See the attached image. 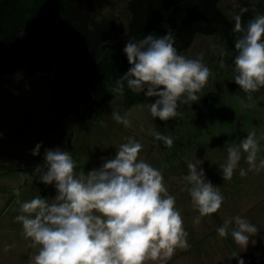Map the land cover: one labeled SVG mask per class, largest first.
<instances>
[{
    "label": "clouds",
    "instance_id": "1",
    "mask_svg": "<svg viewBox=\"0 0 264 264\" xmlns=\"http://www.w3.org/2000/svg\"><path fill=\"white\" fill-rule=\"evenodd\" d=\"M234 81L253 98L264 88V13H258L245 25L236 14ZM129 70L116 82L115 91L123 92L124 82L137 94L158 97L149 105L154 118L168 121L180 115L179 104L189 105L200 99L211 71L202 59H192L177 52L172 33L157 37L147 35L139 41L129 40L124 48ZM223 61H221V66ZM247 106V105H246ZM113 119L125 127L131 126L127 114L112 113ZM166 146L173 139L153 133ZM37 144L33 155H38ZM143 145L133 137L127 138L117 149L114 158L106 159L100 168L85 175L77 174L76 161L68 151L45 150L46 171L40 177L45 184H53L57 195L53 202L37 196L21 203V215L15 220L23 227V235L38 248L29 264H166L177 249L188 250V233L184 227L176 199L164 184L162 173L140 159ZM246 153L248 171L264 169V159L257 163L260 151L255 131L241 140L239 146L228 147L227 162L220 165L224 180H231ZM189 173L184 180L190 185L189 195L200 216L217 213L224 196L206 179L203 168L188 163ZM240 176L247 172L240 169ZM19 197V189L15 190ZM199 222V219L196 221ZM226 220L217 233L231 238L246 250L258 229L245 218ZM231 226V227H230ZM7 250V249H5ZM232 257L245 264L239 253Z\"/></svg>",
    "mask_w": 264,
    "mask_h": 264
},
{
    "label": "rangeland",
    "instance_id": "2",
    "mask_svg": "<svg viewBox=\"0 0 264 264\" xmlns=\"http://www.w3.org/2000/svg\"><path fill=\"white\" fill-rule=\"evenodd\" d=\"M128 1L111 0L110 4L97 11L98 19H107L115 24V30L108 40L110 44L127 42L130 19ZM219 6L230 17L239 14L245 25L248 19L244 20V15L249 6H255L259 13H264V0H220ZM30 43L33 46L31 49L45 55L39 40ZM225 51L227 42L222 35L198 33L191 45L182 52L188 58L202 59L212 73L208 84L199 93L198 101L191 102L190 106L179 104L177 111L185 113V124L194 122L196 125L201 122L205 126L206 110L212 105L227 112L226 109L238 104V96L233 94L232 88L231 94L225 97V84L233 81L236 75L233 62L230 69L224 64ZM4 59L5 56L0 55V61ZM60 70V64L56 63L52 69L37 71L32 75L27 74V68H21L12 74L0 76V167L10 166L0 169V264H29V258L38 252V248L31 246L32 241L24 237L22 224L15 220L17 215L23 214L20 211L21 203L37 196L51 203L57 195L55 182L45 184L40 177L46 171L45 150L53 146L60 134L58 127L49 129L55 116L50 117L48 113L52 99V78ZM115 89L111 98L103 99L104 116L89 117L82 121L72 119L74 132L69 138L70 148L65 151L76 161V173L87 175V172L100 168L106 159L115 157L117 149L127 142V138L133 137L143 145L140 159L162 173L164 184L169 194L176 199V207L181 212L188 233V250L177 249L166 264H238V259L232 257L234 253H239L245 264H264V169L259 172L248 171L249 165L245 160L247 154L242 150V158L231 180H224L220 169V165L227 162L228 147L239 146L241 141L226 140L222 136L224 130L219 125L213 126L210 130L216 132L212 136L215 135V140H207L211 134L204 129L199 136L200 145L195 144L190 152H181L179 157L174 156L173 160H169L164 151L171 152L173 149L168 146L163 148L155 139L153 133H159V129L145 104L122 106L123 92ZM252 95L253 98L248 102L251 113L240 114L244 118L246 133H256L260 146L259 163L260 159H264V88ZM114 111L121 116L127 114L131 126L125 127L114 120ZM233 122H236V117ZM37 144L42 145L40 152L33 155ZM62 146L67 148L65 144ZM188 163L203 168L206 179L224 196L217 213L200 216L198 209L193 206L188 192L190 185L184 180L189 173ZM240 169H244L247 175L240 176ZM16 189H19V197L15 194ZM236 216L245 218L258 229L257 235L251 238L256 243L250 242L244 251L234 243L230 231L227 238L217 233V228L222 227L226 220L233 221L234 226Z\"/></svg>",
    "mask_w": 264,
    "mask_h": 264
},
{
    "label": "trees",
    "instance_id": "3",
    "mask_svg": "<svg viewBox=\"0 0 264 264\" xmlns=\"http://www.w3.org/2000/svg\"><path fill=\"white\" fill-rule=\"evenodd\" d=\"M219 2L129 0L127 42L139 41L147 35L160 37L170 32L174 37V47L182 55L198 33H217L227 42L224 64L230 69L237 55L235 42L240 34L233 30L235 22L221 9ZM110 3L111 0H0V55L5 56L0 61V76L12 74L21 68H27V74L32 75L37 71L50 70L56 63L61 66L60 72L53 76L50 87L52 99L48 113L55 119L49 129H60L59 138L50 149L64 148L65 151L70 148L74 118L82 121L104 116L103 99L112 97L116 82L131 67L124 52L127 42L108 43L115 30L113 21L96 16L100 8ZM258 13L257 7L249 6L244 20ZM35 40L41 42L45 55L31 49L33 46L30 42ZM225 88V97L233 89V94L238 96V104L226 109L227 112H223L219 106L208 107L205 114L207 127L201 122L185 124V113L181 110H178L180 115L168 121L155 118L159 133L173 139L170 147L173 150L164 151L167 159L179 157L181 152H190L195 144L200 145L199 136L204 129L211 134L207 140H215V135V139L212 136L216 132L210 130L213 126L219 125L224 130L222 136L226 140L238 142L246 138L248 133L244 130V118L240 113H251L248 94L234 80L225 84ZM123 95L122 106L142 103L149 111V105L158 99L147 97L143 92H132L126 81ZM234 117L236 122H233ZM157 142L166 147L162 140ZM8 167L1 166L0 169Z\"/></svg>",
    "mask_w": 264,
    "mask_h": 264
},
{
    "label": "water",
    "instance_id": "4",
    "mask_svg": "<svg viewBox=\"0 0 264 264\" xmlns=\"http://www.w3.org/2000/svg\"><path fill=\"white\" fill-rule=\"evenodd\" d=\"M172 11H173V8H172Z\"/></svg>",
    "mask_w": 264,
    "mask_h": 264
}]
</instances>
